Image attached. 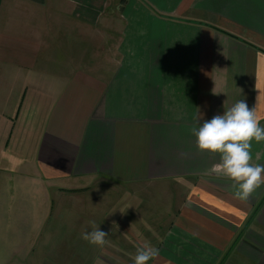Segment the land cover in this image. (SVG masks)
Listing matches in <instances>:
<instances>
[{"label":"crops","instance_id":"crops-1","mask_svg":"<svg viewBox=\"0 0 264 264\" xmlns=\"http://www.w3.org/2000/svg\"><path fill=\"white\" fill-rule=\"evenodd\" d=\"M241 99L264 127V0H0V264H264V185L191 131Z\"/></svg>","mask_w":264,"mask_h":264},{"label":"clouds","instance_id":"clouds-1","mask_svg":"<svg viewBox=\"0 0 264 264\" xmlns=\"http://www.w3.org/2000/svg\"><path fill=\"white\" fill-rule=\"evenodd\" d=\"M212 92L214 95L223 93L217 92L215 87ZM203 115H196L197 123ZM260 119L255 106L250 108L246 99H241L225 108L223 114H216L191 129L201 153L219 156V162L212 165L210 173L233 181L234 196L241 202H247L264 185V165L252 163L251 154L252 142L264 141ZM91 223L92 231H85L81 238L91 245L104 247L108 243V233ZM158 255L159 249L142 243L137 245L133 261L134 264H148Z\"/></svg>","mask_w":264,"mask_h":264},{"label":"rangeland","instance_id":"rangeland-1","mask_svg":"<svg viewBox=\"0 0 264 264\" xmlns=\"http://www.w3.org/2000/svg\"><path fill=\"white\" fill-rule=\"evenodd\" d=\"M75 229H77V228H75ZM74 233H75V231H74Z\"/></svg>","mask_w":264,"mask_h":264}]
</instances>
